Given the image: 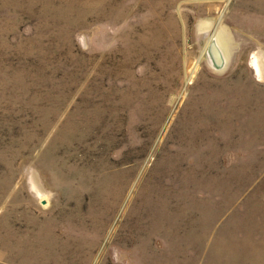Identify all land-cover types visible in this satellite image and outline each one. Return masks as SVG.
Returning <instances> with one entry per match:
<instances>
[{"label":"rangeland","instance_id":"rangeland-1","mask_svg":"<svg viewBox=\"0 0 264 264\" xmlns=\"http://www.w3.org/2000/svg\"><path fill=\"white\" fill-rule=\"evenodd\" d=\"M0 264H264V0H0Z\"/></svg>","mask_w":264,"mask_h":264},{"label":"water","instance_id":"water-1","mask_svg":"<svg viewBox=\"0 0 264 264\" xmlns=\"http://www.w3.org/2000/svg\"><path fill=\"white\" fill-rule=\"evenodd\" d=\"M205 55L209 64L213 68L223 69L227 66V54L216 35L211 37V40L205 50Z\"/></svg>","mask_w":264,"mask_h":264},{"label":"bare ground","instance_id":"bare-ground-1","mask_svg":"<svg viewBox=\"0 0 264 264\" xmlns=\"http://www.w3.org/2000/svg\"><path fill=\"white\" fill-rule=\"evenodd\" d=\"M218 37V36H217ZM219 37H220V40L224 43V45H225V42L224 41H226V42H228V41H230L231 42V39H230V36H229V33H228V31L225 29V28H222V32L220 31V35H219ZM219 39V38H218ZM220 42V41H219ZM221 43V42H220ZM257 65V64H256ZM257 67H258V65H257ZM34 183V182H33ZM34 185V184H33ZM36 186H34V189H35V191L37 192V194L39 195V196H41V197H47V194H46V192L45 191H43V190H40V187L37 185V183L35 184Z\"/></svg>","mask_w":264,"mask_h":264}]
</instances>
